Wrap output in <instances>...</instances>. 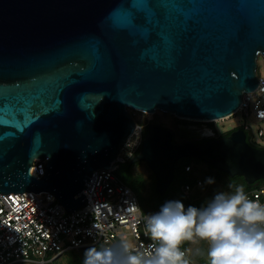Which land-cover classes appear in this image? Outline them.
<instances>
[{
	"label": "water",
	"instance_id": "water-1",
	"mask_svg": "<svg viewBox=\"0 0 264 264\" xmlns=\"http://www.w3.org/2000/svg\"><path fill=\"white\" fill-rule=\"evenodd\" d=\"M260 56L264 0H0V193L48 191L81 210L86 182L138 126L131 110L231 117L259 85ZM180 134L148 124L131 160L149 166L161 196L185 157L264 180V148L243 128ZM36 159H47L40 178Z\"/></svg>",
	"mask_w": 264,
	"mask_h": 264
},
{
	"label": "built area",
	"instance_id": "built-area-1",
	"mask_svg": "<svg viewBox=\"0 0 264 264\" xmlns=\"http://www.w3.org/2000/svg\"><path fill=\"white\" fill-rule=\"evenodd\" d=\"M258 77L257 89L243 95L235 114L245 117V123L239 127L247 132L251 143L264 147V129H256V135L263 139H254L255 130L247 124L250 118L264 122V77ZM146 126L138 123L110 168L94 171L83 189L88 204L79 211H68L48 191L0 193V264H46L71 250L109 247L122 239L136 250L146 251L153 242L146 234L145 218L161 208L143 211L139 196L118 173L140 149ZM46 162L47 159L33 162L31 171L38 178L44 175ZM195 186L204 187L205 183L198 179ZM193 188L187 183L182 190L191 198ZM245 192L249 199L264 204L263 181ZM200 246L183 245L192 264H208L205 251L197 255Z\"/></svg>",
	"mask_w": 264,
	"mask_h": 264
},
{
	"label": "clouds",
	"instance_id": "clouds-1",
	"mask_svg": "<svg viewBox=\"0 0 264 264\" xmlns=\"http://www.w3.org/2000/svg\"><path fill=\"white\" fill-rule=\"evenodd\" d=\"M206 183L214 180L209 177ZM144 223L153 242L146 251L122 239L87 250L83 264H192L185 243L207 244L208 264H264V204L249 199L243 186L216 192L201 207L167 201Z\"/></svg>",
	"mask_w": 264,
	"mask_h": 264
},
{
	"label": "rangeland",
	"instance_id": "rangeland-1",
	"mask_svg": "<svg viewBox=\"0 0 264 264\" xmlns=\"http://www.w3.org/2000/svg\"><path fill=\"white\" fill-rule=\"evenodd\" d=\"M258 75L263 76L264 77V57L260 56L259 60H258ZM131 114L132 116L136 119V121L139 124H147V123H153V124H158V125H162L164 127H167L169 129H171L172 131L175 132V134H177V128H178V123H189L191 125H195L201 128H205V129H210L212 131V135L211 136H216L218 134L221 133H225L228 132L229 130H232L235 127H239L240 125H243L245 123V117L241 114V113H237L232 115L229 118L226 119H221V120H217L214 122H209V121H191V120H183V119H179L177 117H175L174 115L168 114V113H163L161 111H157L155 114H148V113H144L142 111H137V110H131ZM247 124L253 126L254 130H255V134H254V139H263L260 138L256 135V129L257 128H263L264 129V122L262 121H256L253 118H250L247 121ZM178 135V134H177ZM176 135V136H177ZM177 138H179L177 136ZM183 162V158L177 162V165L181 164ZM190 166H192V169L195 171V175L199 178H201L202 180L205 181L206 183V179L208 178V175L211 173L213 176V180L214 183H206V185L204 187H197L194 186L193 190H192V197L197 198V197H203V198H208L211 199L214 194L216 192H220V191H226V192H230V191H234V189L236 187L239 186H243L244 190H245V183L244 180L240 177H238L236 180V182H238L236 185H233L232 182L235 180L231 177V176H227L225 174H217V172L210 168L208 166V164L203 163V162H193L190 163ZM134 173L136 174L137 172L141 173V177L138 178L139 181H141L143 183V189L141 190L142 192L139 195V200H140V204L141 207L143 209V211H148V209H153L155 203H154V197L155 194H152V186L154 183V176H153V172H151L152 170H150L149 168L145 167V165L143 163H138L135 167H134ZM131 186H133L134 184L131 183ZM186 205V203H185ZM93 248H100V247H93ZM201 249L206 250L207 249V244L204 246L203 244H201L200 246ZM91 249V248H89ZM83 250L82 251V259L84 261L85 258V253L87 250ZM205 256H206V251L204 252ZM61 264H67V260L62 259Z\"/></svg>",
	"mask_w": 264,
	"mask_h": 264
},
{
	"label": "trees",
	"instance_id": "trees-1",
	"mask_svg": "<svg viewBox=\"0 0 264 264\" xmlns=\"http://www.w3.org/2000/svg\"><path fill=\"white\" fill-rule=\"evenodd\" d=\"M234 129H236V128H234ZM231 131L232 130L228 131L226 134L227 135L230 134ZM146 134H147V128L144 129V133H143L144 138H145ZM247 138H248L249 142L251 143L249 135L247 136ZM251 144H253V143H251ZM193 162H195V163H197V162L206 163V162H204L198 158H195V157L183 158V162L181 164H179V165L176 164L175 179L171 183L168 190L166 191V193L163 196H161L158 193L157 188H156V182L154 180V183L152 186V194L153 195L155 194V197L153 198L155 205H154L153 209L161 208V206L164 205L165 202L174 201V200H179V201L183 202L184 205L186 203L185 207H187L189 205L201 207L208 202V200H209L208 198H203V197H200V198L199 197H197V198L191 197V198H189L184 194V192L182 190V188L185 184L190 183L191 185L195 186L198 179H201L195 175V171L192 169V166H190V163H193ZM206 164H208V163H206ZM127 166H128L127 163L122 165V167H127ZM208 166L210 168L214 169L217 172V174H220V175L225 174L227 176L229 175L226 172L216 168L213 165L208 164ZM187 167H190V169L186 170ZM123 172H124V170H123V168H121L118 173L122 177V179H124L129 185L131 183L134 184L133 186H131V185L130 186L134 189V191L139 196L140 193L142 192L141 190L143 189V183L141 181H132L131 178L128 176H125L123 174ZM212 176L213 175L210 173L208 175V178L209 177L213 178ZM238 177H240L244 180L245 191L248 190L249 188L253 187V185L248 184L242 176H235L232 178L235 180ZM261 181L264 182V180H261ZM204 183H205V181H204ZM237 183L238 182H236V180H235V182L234 181L232 182L233 185H236ZM205 185H206V183H205ZM148 210H150V209H148ZM184 245H186V243ZM83 250H85V249L71 250V251L66 252L63 255L53 259L52 261H50L46 264H61L62 259H65V258L67 260V264H83V262H84L82 259V251ZM204 251H207V249ZM19 264H27V263H19Z\"/></svg>",
	"mask_w": 264,
	"mask_h": 264
},
{
	"label": "flooded vegetation",
	"instance_id": "flooded-vegetation-1",
	"mask_svg": "<svg viewBox=\"0 0 264 264\" xmlns=\"http://www.w3.org/2000/svg\"><path fill=\"white\" fill-rule=\"evenodd\" d=\"M148 124H151V123H147V125ZM178 125V128H177V134H175V132L174 131H172L173 132V134H174V140L176 141V142H182L183 141V138L181 137V134H180V127L181 126H184V127H186V128H188V129H192V130H194V131H198V132H200V134H203L204 135V137L202 138V140L201 141H207V140H211V139H215V138H219V137H222V136H224V135H227L226 133L227 132H225V133H221V134H218V135H216V136H211V135H207V134H204L203 133V131H204V129L205 128H201V127H198V126H195V125H191V124H189V123H178L177 124ZM145 128H147V126L145 127ZM144 128V129H145ZM230 131V130H229ZM179 137V138H177V136ZM138 154V152L135 154V156ZM132 160V159H131ZM129 161V162H127V167H122L121 166V168H123V170H124V172H123V174L125 175V176H128V177H130L131 178V180L132 181H139L138 180V178H140L141 177V173H139V172H137L136 174L134 173V167L138 164V163H143L144 165H145V167H147V168H149V166L144 162V161H137V162H134V163H132V161ZM150 169V168H149ZM151 170V169H150ZM152 172V171H151ZM153 176H154V173H153ZM154 178H155V176H154ZM155 182H156V180H155Z\"/></svg>",
	"mask_w": 264,
	"mask_h": 264
},
{
	"label": "bare ground",
	"instance_id": "bare-ground-1",
	"mask_svg": "<svg viewBox=\"0 0 264 264\" xmlns=\"http://www.w3.org/2000/svg\"><path fill=\"white\" fill-rule=\"evenodd\" d=\"M229 118V117H228ZM223 120V119H222ZM217 121V120H215ZM211 122H214V121H211ZM204 134H207V135H211L212 134V131L210 129H204L203 131Z\"/></svg>",
	"mask_w": 264,
	"mask_h": 264
}]
</instances>
